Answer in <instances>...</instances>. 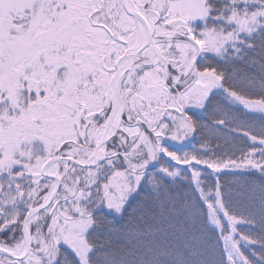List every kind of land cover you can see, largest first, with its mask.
<instances>
[{
  "label": "snow or ice",
  "instance_id": "snow-or-ice-1",
  "mask_svg": "<svg viewBox=\"0 0 264 264\" xmlns=\"http://www.w3.org/2000/svg\"><path fill=\"white\" fill-rule=\"evenodd\" d=\"M0 264H264V0H0Z\"/></svg>",
  "mask_w": 264,
  "mask_h": 264
}]
</instances>
